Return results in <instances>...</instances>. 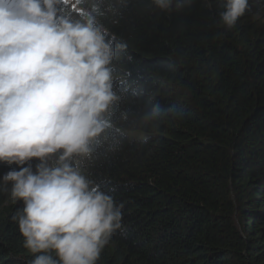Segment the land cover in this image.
<instances>
[{
	"label": "trees",
	"instance_id": "16d2710c",
	"mask_svg": "<svg viewBox=\"0 0 264 264\" xmlns=\"http://www.w3.org/2000/svg\"><path fill=\"white\" fill-rule=\"evenodd\" d=\"M225 4L164 14L131 0L100 21L127 48L115 113L125 135L87 173L123 204L97 264H264V0L231 30ZM156 104L163 129L141 120ZM19 167L0 162V178ZM23 207L0 191V264L34 259L12 219Z\"/></svg>",
	"mask_w": 264,
	"mask_h": 264
},
{
	"label": "clouds",
	"instance_id": "9594fccd",
	"mask_svg": "<svg viewBox=\"0 0 264 264\" xmlns=\"http://www.w3.org/2000/svg\"><path fill=\"white\" fill-rule=\"evenodd\" d=\"M130 3L0 0V162L20 166L0 178V191L24 202L12 219L34 256L30 264H97L123 227V204L87 173L101 155L118 151L125 135L115 113L123 75L117 57L127 44L100 21ZM189 3L148 0L164 14ZM248 9L249 0H226L224 28L233 29ZM162 115L156 104L141 120L163 129Z\"/></svg>",
	"mask_w": 264,
	"mask_h": 264
}]
</instances>
